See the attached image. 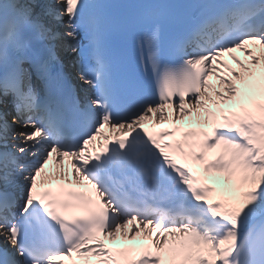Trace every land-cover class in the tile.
<instances>
[{
    "label": "snow or ice",
    "instance_id": "obj_1",
    "mask_svg": "<svg viewBox=\"0 0 264 264\" xmlns=\"http://www.w3.org/2000/svg\"><path fill=\"white\" fill-rule=\"evenodd\" d=\"M53 41L79 53L83 94ZM8 97L0 264H264V0H0V105ZM194 114L211 130L179 126ZM138 237L148 243H105Z\"/></svg>",
    "mask_w": 264,
    "mask_h": 264
},
{
    "label": "bare ground",
    "instance_id": "obj_2",
    "mask_svg": "<svg viewBox=\"0 0 264 264\" xmlns=\"http://www.w3.org/2000/svg\"><path fill=\"white\" fill-rule=\"evenodd\" d=\"M40 1V0H39ZM42 3H47V4H51L54 8H55V0H43L42 1ZM38 11H39V9H38ZM65 20H66V17H65ZM46 23H48L49 24V26H56L57 24L59 25L58 27H60V28H65L64 27V25L63 24H61V23H58L57 21H55V20H52V18L50 17V18H47V21H46ZM66 29V28H65ZM67 30V29H66ZM68 38H70V37H68ZM64 43L65 44H73V40H72V38H71V40H70V42L69 41H67V40H65L64 41ZM52 45L53 46H55V49L57 50V51H59V47L62 49V54L63 53H71V51H66V48L62 45V43L61 42H59V41H53L52 42ZM77 57V55L76 54H74V53H72L71 54V56H69L67 59H65L66 61H67V64H68V66L70 67L71 66V64L72 63H70L69 61H74L73 59H75ZM236 67V66H235ZM234 67V68H235ZM221 87V86H220ZM240 87H241V85H240ZM219 90H222V87L219 89ZM240 98V97H239ZM234 105V101H230L229 103H228V105H226V107L227 108H231V106H233ZM211 106H213V108H214V110H216V108H215V106L214 105H211ZM147 122V121H146ZM219 152V149H216V150H214V154L215 153H218ZM215 178L216 177H214V176H212L211 178H209V184L212 186V187H214V188H216L217 189V194H219V192L221 191V189L224 187V184H223V181L221 180L220 182H215ZM139 238V237H138ZM0 242H2V241H0Z\"/></svg>",
    "mask_w": 264,
    "mask_h": 264
},
{
    "label": "rangeland",
    "instance_id": "obj_3",
    "mask_svg": "<svg viewBox=\"0 0 264 264\" xmlns=\"http://www.w3.org/2000/svg\"><path fill=\"white\" fill-rule=\"evenodd\" d=\"M56 30H57V29H56ZM218 175H219V174H215V173H214V176H218Z\"/></svg>",
    "mask_w": 264,
    "mask_h": 264
}]
</instances>
